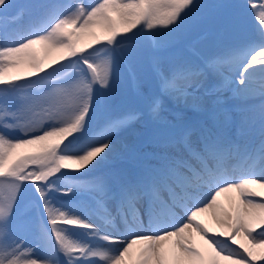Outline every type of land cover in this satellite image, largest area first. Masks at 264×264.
Here are the masks:
<instances>
[{
  "label": "snow or ice",
  "instance_id": "6c2138e0",
  "mask_svg": "<svg viewBox=\"0 0 264 264\" xmlns=\"http://www.w3.org/2000/svg\"><path fill=\"white\" fill-rule=\"evenodd\" d=\"M248 7L239 38L230 3L0 0V264L264 261V2Z\"/></svg>",
  "mask_w": 264,
  "mask_h": 264
},
{
  "label": "rangeland",
  "instance_id": "374dc122",
  "mask_svg": "<svg viewBox=\"0 0 264 264\" xmlns=\"http://www.w3.org/2000/svg\"><path fill=\"white\" fill-rule=\"evenodd\" d=\"M18 3H23L25 0H17ZM86 4L93 3L94 0H84ZM201 3L209 4V3H230L235 4L238 6H242V15H243V31L239 34V38H245L249 36H255L257 33V25L258 21L255 19V13L256 10L251 9L248 7V4L250 0H200ZM252 2L257 3V7H259V4L261 2H264V0H252ZM240 11V9H238ZM187 39L184 36H177L175 37L176 43H184L186 45ZM187 47V46H186ZM187 49V48H186ZM188 50V49H187ZM258 87V85H257ZM226 98H229V103L232 105H241V106H252V105H259L261 100L260 97L253 96L247 100H238L231 98L232 94L230 92H226L225 94ZM125 107H131V108H143L144 104L142 101H137L130 99ZM145 130L144 123H138L135 125L134 128L129 130L128 132L124 133V135L121 137L122 141L126 142H132L136 139L137 134L143 133ZM256 139L259 140V135L257 133ZM257 140V141H258ZM25 188H31V185H24ZM21 196L23 198V206L25 212H32L33 206H34V196L35 194L31 191L23 192L21 193ZM112 247V246H111ZM260 264H264V261L260 262Z\"/></svg>",
  "mask_w": 264,
  "mask_h": 264
},
{
  "label": "bare ground",
  "instance_id": "6f19581e",
  "mask_svg": "<svg viewBox=\"0 0 264 264\" xmlns=\"http://www.w3.org/2000/svg\"><path fill=\"white\" fill-rule=\"evenodd\" d=\"M225 203H227L225 201ZM204 221L205 223H208L210 227L215 228V224L212 222L210 217H204ZM226 243H230L229 241L225 240ZM240 242H244L246 243V241L243 240V238H241ZM196 243L197 245L201 248V250H206V245L204 244V242L202 240H200L199 237H196ZM232 247H237V245H231ZM111 247V246H110Z\"/></svg>",
  "mask_w": 264,
  "mask_h": 264
},
{
  "label": "trees",
  "instance_id": "16d2710c",
  "mask_svg": "<svg viewBox=\"0 0 264 264\" xmlns=\"http://www.w3.org/2000/svg\"><path fill=\"white\" fill-rule=\"evenodd\" d=\"M177 44V49L179 50V51H182L183 53H185V51H186V45L184 44V43H176ZM185 50V51H184ZM62 199H68V197H63Z\"/></svg>",
  "mask_w": 264,
  "mask_h": 264
}]
</instances>
